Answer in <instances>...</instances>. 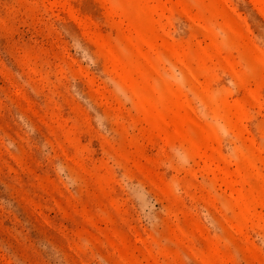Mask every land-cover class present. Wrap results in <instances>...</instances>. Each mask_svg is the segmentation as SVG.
Segmentation results:
<instances>
[{
	"label": "rangeland",
	"instance_id": "rangeland-1",
	"mask_svg": "<svg viewBox=\"0 0 264 264\" xmlns=\"http://www.w3.org/2000/svg\"><path fill=\"white\" fill-rule=\"evenodd\" d=\"M0 264H264V0H0Z\"/></svg>",
	"mask_w": 264,
	"mask_h": 264
}]
</instances>
